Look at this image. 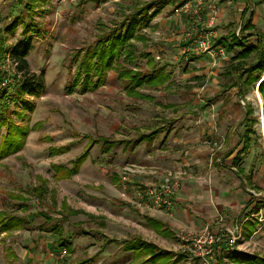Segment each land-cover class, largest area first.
I'll return each mask as SVG.
<instances>
[{
  "label": "rangeland",
  "instance_id": "374dc122",
  "mask_svg": "<svg viewBox=\"0 0 264 264\" xmlns=\"http://www.w3.org/2000/svg\"><path fill=\"white\" fill-rule=\"evenodd\" d=\"M151 3L154 6L146 14L139 10ZM243 4L244 0H33L29 14L24 3L0 0V34L7 38L4 46L30 37L29 69L41 74L43 82L39 93L11 98L15 72L7 54L2 55L1 78L9 81L0 87L8 96L0 120L9 118L26 133L21 148L0 159V217H22L20 229L0 232V264H151L142 262L143 256L133 259L122 243L140 236L174 253L179 251V236L199 234L207 228L222 242L232 235L236 219L247 218L245 227L257 219V211L264 208L263 204L254 207V199L264 193V99L256 82L241 88V98L237 74L242 69L236 72L228 67L237 62L234 54L255 38L236 45L230 53L225 50V58L218 53L223 29L233 26L236 35L247 37L241 28L250 14L255 30L264 33V0H250V7ZM150 14L152 19L147 20ZM133 17L146 18L134 27L148 36L146 44L130 39L127 48L133 61L120 54L99 86L82 90L84 51L113 29L124 32ZM15 21V28L9 29ZM203 42L209 44L208 50L200 49ZM145 53L153 58V66L162 64L170 74L166 86L141 90L152 99L126 95L118 77L122 66L147 72ZM200 55H205L200 70L206 72L198 79L184 74L191 59ZM256 60L253 50L239 64ZM78 71L81 79L73 87ZM246 104L253 106L252 116L247 114ZM248 128L252 146L239 163L246 173L252 169V178L246 183L234 173L232 158L241 146L239 134ZM6 130L0 126V134ZM100 136L118 143L106 151ZM86 146L88 157L78 172L57 178L51 164L70 168ZM51 147L59 149L52 154ZM230 148L234 149L230 157H216ZM126 165L140 170L127 176L130 192L139 184L156 182L153 175L165 178L172 171L183 173V189L173 193V205L168 209L138 210L121 199L122 179L118 183L112 180V174L119 176ZM142 169L154 174L145 175ZM35 186L44 188L42 199L32 192ZM178 196L184 198L183 209L195 226L176 223ZM69 208L83 212L68 214ZM40 211L52 219L45 220ZM144 216L164 221L173 236L157 234ZM56 231L69 244L62 256ZM244 240L239 248L264 256L254 238ZM7 247L18 259L6 258ZM194 258L189 264H203ZM214 259L213 254L211 264H218Z\"/></svg>",
  "mask_w": 264,
  "mask_h": 264
},
{
  "label": "trees",
  "instance_id": "16d2710c",
  "mask_svg": "<svg viewBox=\"0 0 264 264\" xmlns=\"http://www.w3.org/2000/svg\"><path fill=\"white\" fill-rule=\"evenodd\" d=\"M17 4L24 3L25 7L29 9V14L32 9V1L33 0H15ZM248 1V0H247ZM154 4H147L144 7H141L139 10L143 11L146 14ZM146 18H141L135 20V18H131L124 32L117 31L113 29L106 36H103L102 39L98 40L91 50H85L81 59V65L83 70V79H82V90H86L90 87L95 88L101 84V82L105 79V74L107 69L111 68L113 62L120 56V54L124 53L127 61H133V55L128 50V45L130 39L139 40L142 44H146L148 40V36L141 34L135 31V25L141 24L145 21ZM152 19V14L149 15L147 20ZM250 20L247 21V26H250ZM16 26V21L9 26V29H14ZM119 28H122L120 26ZM41 32H38L40 34ZM231 39L236 43L226 42L224 39H220L218 41L219 44L222 45L224 50L232 51L236 47V45L242 46L244 44V37L240 35H236L232 33ZM258 40L255 46H246L242 47L238 52L234 54V59L237 60L235 65L229 64V68L234 71H238L242 69V73L237 74L238 83L240 84V89L245 88L243 86H249L252 83L258 81V91L262 95L264 99V77L261 78V74L264 70V34L258 33ZM7 38L0 34V61L3 59L2 55H9L10 59L16 63L15 65V73L12 74V80L16 84L15 93L11 96V98H18L27 93V94H37L42 90L43 82L41 78V74H36L31 72L29 69V64L27 60V56L32 48L31 38L28 37L19 43L12 44L10 47H5V43ZM220 45V46H221ZM125 46V47H124ZM122 47H124L122 49ZM255 50L257 51V60L249 65L239 64V61H243L246 57H248L251 52ZM147 56L146 64L149 66V70L147 72L138 69L136 66L134 68L122 66L121 70L118 73V77L123 84V90L126 95L131 97H136L139 99H152L151 96L145 94L141 90L143 88H156L161 87L165 84L166 81L169 80L170 74L164 71V66H153V58L149 55V53H145ZM246 77H244V74ZM81 73L78 71L75 76L72 86L75 87L81 79ZM96 77V80L93 81L92 78ZM0 79H1V71H0ZM11 84H8L7 87H10ZM239 90V95L243 98L242 91ZM7 99L8 96L6 94V90L0 91V113L4 114L7 108ZM167 105V104H166ZM247 114L253 115V106L250 104H246ZM264 124V119H263ZM6 126L7 130L5 134H0V159L3 157H7L8 155L15 153L22 146V136L26 133V129L24 127L16 125L9 118H3L0 120V126ZM142 138L144 136H141ZM102 140L104 145V149L106 151L111 150L118 141L115 139H110L105 136L99 137ZM141 138V139H142ZM240 140V149L235 153L232 158V162L235 165V174L241 179L245 180L248 183L252 178V169H249L246 173L245 169L242 166H239V163L243 160V158L249 154V151L252 146V138H251V129H246L242 134H239ZM93 140L89 138V142ZM59 148H50V152L54 154ZM234 149L230 148L225 154H220L218 157L222 156H230L233 153ZM88 146H86L82 152L77 155L71 161V167L60 166L59 164H51V167L54 171V175L57 178H68L72 174L78 172L80 166L88 157ZM1 163V162H0ZM113 180L116 181L117 177L112 174ZM32 192L37 196L38 199H42L45 195V190L43 187H33ZM52 196V194H51ZM12 197H21L19 195H14ZM67 206L66 202L62 201V204ZM23 209H28V207L23 204ZM83 211L80 209L69 208L68 214H79ZM39 215L43 216L45 220H51L52 218L40 211ZM63 217V215H62ZM147 223L155 229V231H161L162 222L158 219H155L151 216H144ZM22 217L16 216H4L0 217V232H5L8 234L11 230H16L21 228ZM58 233V231H56ZM57 245L63 247L66 251L69 248L68 241H65L60 233H58ZM124 246L126 249H132L136 255H140L142 253L147 254L148 261L158 264H172L170 257L171 253L168 250L159 248L156 244L146 241L142 239L140 236H133L129 240L124 242ZM227 248L228 245L226 244ZM179 257L183 254H178ZM229 257L232 260V264H264V257L259 256L258 254H245L241 255L236 250L229 252ZM6 256L9 259H15L16 256L14 252L10 249H7ZM219 264H223L222 260H219Z\"/></svg>",
  "mask_w": 264,
  "mask_h": 264
},
{
  "label": "crops",
  "instance_id": "0c3cea01",
  "mask_svg": "<svg viewBox=\"0 0 264 264\" xmlns=\"http://www.w3.org/2000/svg\"><path fill=\"white\" fill-rule=\"evenodd\" d=\"M245 1V4H243V6L244 7H250V0H244ZM237 4H240V3H237ZM246 5V6H245ZM244 16H245V12H244ZM237 20V19H236ZM248 20H250V22H251V25L250 26H247V21ZM233 29H235V27H231V26H229L228 28H225V29H223V32H222V36L220 37L221 39H224L226 42H229V43H236L234 40H232L231 39V37H233L232 36V33H234L235 31L233 30ZM241 29H243V31L244 32H246L244 35L245 36H247L246 38H245V40H244V43H246L245 41L248 39V38H255V41L253 42V41H249L250 43L249 44H246V46H255V44H257V40H258V38H257V36H256V34L258 35V33L259 32H261V33H263L262 31H260V30H255V26H254V22H253V20H252V14H250L248 17H247V19L245 20V25H244V27H242ZM237 32V31H236ZM235 34V33H234ZM249 34H255V36H249ZM264 34V33H263ZM237 35H240L239 33L237 34ZM220 40V39H219ZM16 43H19V42H16ZM245 46V47H246ZM235 48H237V46L235 47ZM234 48V49H235ZM233 51V50H232ZM232 51H227V52H232ZM210 61V60H209ZM205 63V55H200V56H196L195 58H193V59H191V61L189 62V64H190V67L188 68V70H185L183 73L184 74H190V77H192V78H195V79H198V77L199 76H202L203 74V72H206V71H203V70H200V68L201 67H204L203 66V64ZM160 66H164V65H160ZM164 71L166 72V73H168L166 70H165V66H164ZM261 78H263V77H261ZM170 82V78H169V80L168 81H166L165 82V86L168 84ZM257 83V86H258V81L256 82ZM163 85V86H164ZM258 98V100H260L261 101V97H260V95H258L257 96ZM172 104H165V106H171ZM219 117H220V115H219ZM228 151V150H227ZM225 154V153H224ZM218 155H220L219 153H216V157H218ZM223 155V154H222ZM222 157H226V156H222ZM227 157H230V156H227ZM219 158V157H218ZM216 164L217 165H219V162H216ZM138 167H142V166H138ZM143 171L141 172V173H145V175L146 174H148V173H150V174H154V172L153 171H147V170H145V169H142ZM176 172H178V171H172L171 173H169V174H174V173H176ZM234 173H235V169H234ZM115 175V174H114ZM116 177H117V179H116V181L115 182H119V180H120V178H121V176H120V173H119V176L118 175H115ZM237 176V175H236ZM112 180H113V176H112ZM114 181V180H113ZM128 181H130L129 179H128ZM122 182V181H121ZM120 182V183H121ZM129 184V183H128ZM183 189V184H182V186L178 189L179 191L180 190H182ZM178 190H177V192H178ZM253 202V200H249V203H252ZM184 203V198L183 197H181V196H178L177 197V200H176V209H175V214H174V219L176 220V223H178V224H186V223H188V225L190 224V225H192V226H195L196 225V222L191 218V217H189V216H187L186 214V211L183 209V207L184 206H186L185 204H183ZM256 204H263L264 205V193H262V196H260V194H259V196L256 198V199H254V207H255V205ZM256 217H255V219L256 220H252L251 222H249L250 223V225H248V227H245L244 226V224L245 223H247L246 221H247V218H244L242 221H238V219H236L235 220V225L233 226V230H232V234H238V236H240L239 237V239L235 242V245L233 246V248H229V247H225V245L227 244V239H226V241H222V242H218L217 243V245H216V247H215V251H214V256H215V259H214V261L216 262L217 261V263L219 264V260H222V263L223 264H232V260L230 259V257H229V252L230 251H233V250H236L237 252H239L241 255H245V254H253V252H251V251H248V250H245V249H243V248H239V246H238V243L239 242H241L242 240H243V243L246 241V240H244V237L245 238H250V239H252V238H254L255 240H256V242H257V244L259 245V246H262V249H264V228H262V226L261 225H264V208H260L258 211H257V215H255ZM152 217V216H151ZM155 219H158V220H160L161 222H162V226H161V231H155V229L153 228V227H151L148 223H147V221H146V223L157 233V234H160L161 236H173V232L171 231V229L169 228V226L164 222V221H162L161 219H159V218H156V217H154ZM145 219V218H144ZM186 220H187V222H186ZM103 224H101V226H102ZM226 230H228L229 228H225ZM218 232V231H217ZM216 232V233H217ZM221 232V231H220ZM5 233V232H4ZM223 233V231L221 232V234ZM243 233H244V235L245 236H243ZM231 236V235H230ZM229 236V237H230ZM131 237H133V236H131ZM130 237V238H131ZM129 238V239H130ZM142 238V237H141ZM129 239H126L125 241H127V240H129ZM142 239H144V238H142ZM58 240V239H57ZM144 240H146V239H144ZM124 241V242H125ZM146 241H148V240H146ZM124 242L122 243V246H123V248L126 250V251H130V252H132L133 253V259H139V258H141V256H143V259L141 260L142 262H146V263H151V264H158V262H156V263H153V262H150V261H148L147 259H148V255L147 254H145V253H142V254H140V255H136V253L132 250V249H126L125 248V246H124ZM151 242V241H150ZM223 242H226V244H222ZM153 243V242H152ZM155 244V243H154ZM262 244V245H261ZM179 245H180V243H179ZM159 247V246H158ZM160 248V247H159ZM7 249H10V250H12L13 252H14V250L12 249V248H10V247H7L6 248V252H7ZM161 249H164V248H161ZM165 250H167V249H165ZM170 253H171V257H170V260H171V262H172V264H178L179 262H181L182 261V263H186V264H189L193 259H195V258H193V257H189L187 254H184V253H182V252H179V251H177V252H171L170 250H168ZM6 252H5V256H6ZM264 253V252H263ZM14 254H15V256H16V258L15 259H10V260H16V259H18V256H17V254L14 252ZM178 254H183L182 256H180L179 257V255ZM255 254H257V253H255ZM258 255L259 256H261V257H264V256H262V254L261 253H258ZM6 258H7V256H6ZM9 259V258H8ZM211 260V259H210Z\"/></svg>",
  "mask_w": 264,
  "mask_h": 264
},
{
  "label": "built area",
  "instance_id": "2783aa9c",
  "mask_svg": "<svg viewBox=\"0 0 264 264\" xmlns=\"http://www.w3.org/2000/svg\"><path fill=\"white\" fill-rule=\"evenodd\" d=\"M75 1V0H68ZM214 19V16L211 18ZM200 49L208 50L209 44L203 42L200 44ZM218 53L225 58V50L222 46L218 47ZM7 61L10 63L11 68L15 71L16 63L13 62L9 55H7ZM7 77H2L0 80V87L8 83ZM136 167V168H134ZM137 166L126 165L121 169V179L124 182L123 189L120 191V197L127 204L142 211H160L162 208H170L173 205L172 196L173 193L181 187L182 172H176L169 174L165 178H160L158 175H153L155 178L154 183L139 184L137 187H132L133 192H130L125 182L128 180L127 176L139 172ZM143 171V170H141ZM232 234V232H231ZM180 245L179 252L187 254L189 257H197L201 259L203 264H211L215 247L220 241V236L212 233L207 228L203 229L201 233L191 236H179ZM238 234H232L228 237L227 245L229 248H233L235 242L239 239ZM66 250L62 248L60 255H64Z\"/></svg>",
  "mask_w": 264,
  "mask_h": 264
},
{
  "label": "water",
  "instance_id": "95a60500",
  "mask_svg": "<svg viewBox=\"0 0 264 264\" xmlns=\"http://www.w3.org/2000/svg\"><path fill=\"white\" fill-rule=\"evenodd\" d=\"M246 107V106H245Z\"/></svg>",
  "mask_w": 264,
  "mask_h": 264
}]
</instances>
